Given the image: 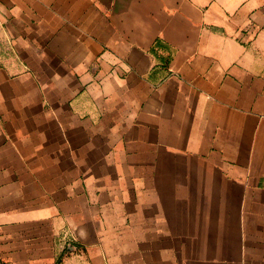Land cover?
Returning <instances> with one entry per match:
<instances>
[{
	"label": "crops",
	"instance_id": "1",
	"mask_svg": "<svg viewBox=\"0 0 264 264\" xmlns=\"http://www.w3.org/2000/svg\"><path fill=\"white\" fill-rule=\"evenodd\" d=\"M0 17V264H264V0Z\"/></svg>",
	"mask_w": 264,
	"mask_h": 264
},
{
	"label": "rangeland",
	"instance_id": "2",
	"mask_svg": "<svg viewBox=\"0 0 264 264\" xmlns=\"http://www.w3.org/2000/svg\"><path fill=\"white\" fill-rule=\"evenodd\" d=\"M5 23L0 17V64H7L9 62L17 63L23 55L14 51V39H10L9 31L4 26Z\"/></svg>",
	"mask_w": 264,
	"mask_h": 264
},
{
	"label": "built area",
	"instance_id": "3",
	"mask_svg": "<svg viewBox=\"0 0 264 264\" xmlns=\"http://www.w3.org/2000/svg\"><path fill=\"white\" fill-rule=\"evenodd\" d=\"M67 246H68L69 249H73L75 247L74 245H72L70 243Z\"/></svg>",
	"mask_w": 264,
	"mask_h": 264
}]
</instances>
